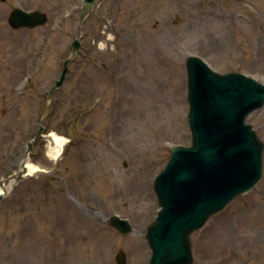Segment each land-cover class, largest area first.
I'll use <instances>...</instances> for the list:
<instances>
[{"label":"rangeland","instance_id":"obj_1","mask_svg":"<svg viewBox=\"0 0 264 264\" xmlns=\"http://www.w3.org/2000/svg\"><path fill=\"white\" fill-rule=\"evenodd\" d=\"M17 6L43 10L48 20L15 28L8 18ZM81 6L82 0H0L6 184L20 168L73 40L81 39L30 156L46 172L23 176L0 201V264H74L78 232L86 264H118L120 249L127 264H148L145 233L159 209L154 178L171 145L191 142L187 56L264 82V0H96L83 20ZM247 121L264 140V106ZM50 131L69 138L56 161L47 153ZM136 174L145 194L110 196V183ZM114 214L133 231L110 225ZM80 218L89 227L79 226ZM192 243L193 264H264V175L194 232Z\"/></svg>","mask_w":264,"mask_h":264},{"label":"water","instance_id":"obj_2","mask_svg":"<svg viewBox=\"0 0 264 264\" xmlns=\"http://www.w3.org/2000/svg\"><path fill=\"white\" fill-rule=\"evenodd\" d=\"M94 5L95 0H83L81 20ZM47 19L44 11L22 7H16L9 16L14 27H34ZM79 47L80 40H74L62 73L49 90L42 120ZM186 68L192 144L172 146L169 162L155 178L160 209L146 231L151 249L148 264H192V233L238 195L253 189L264 173V141L246 121L253 109L264 105V82L243 72L216 71L193 54L187 57ZM44 128L41 125L28 142L22 169L15 175L17 182L27 171L25 161ZM110 224L123 233L133 230L130 221L118 215L111 217ZM116 259L127 264L126 252L119 250Z\"/></svg>","mask_w":264,"mask_h":264},{"label":"bare ground","instance_id":"obj_3","mask_svg":"<svg viewBox=\"0 0 264 264\" xmlns=\"http://www.w3.org/2000/svg\"><path fill=\"white\" fill-rule=\"evenodd\" d=\"M48 137L50 138V144L47 153L55 161L59 160L64 153L65 147L69 142L68 141L69 139L64 135L55 133L54 131L50 132L48 134ZM27 168H28V173H33L39 169V166L28 159ZM109 186L111 189L110 196H115L117 194H120L121 196H125V198L132 199L133 197H137V196H141V194H145L144 186L138 184V175L137 177L135 176L134 178L131 179L126 178V180L119 186H117L113 182L110 183ZM10 188H11V184H6V183L4 185L0 184V193L3 192L4 190H9ZM79 220H80L79 226H81V224L83 223L86 225V227H89L87 225L88 223L86 218H80ZM78 237L79 239L77 241L76 247L74 248L75 257L73 263L86 264L87 257H86V253L83 252V250L85 249L82 246L83 237L80 232H78Z\"/></svg>","mask_w":264,"mask_h":264}]
</instances>
